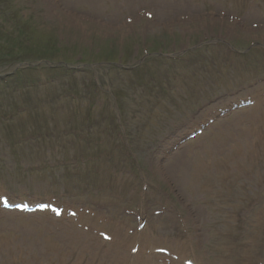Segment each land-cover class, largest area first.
Returning <instances> with one entry per match:
<instances>
[{
  "label": "rangeland",
  "instance_id": "obj_1",
  "mask_svg": "<svg viewBox=\"0 0 264 264\" xmlns=\"http://www.w3.org/2000/svg\"><path fill=\"white\" fill-rule=\"evenodd\" d=\"M16 2L0 19V264H142L134 246L152 264L153 236L157 263L181 264L182 225L197 264L233 262L239 216L264 205V0ZM26 55L78 70L9 74ZM243 230L241 264H264V233Z\"/></svg>",
  "mask_w": 264,
  "mask_h": 264
},
{
  "label": "trees",
  "instance_id": "obj_2",
  "mask_svg": "<svg viewBox=\"0 0 264 264\" xmlns=\"http://www.w3.org/2000/svg\"><path fill=\"white\" fill-rule=\"evenodd\" d=\"M8 10H12V11H14V14L15 15H13V14H11V13H9L8 12ZM11 16H16L17 18H19V16H18V14H17V12L15 11V5L13 4V1L12 0H0V19H7V20H11L9 17H11ZM22 18V17H21ZM16 34L18 35L19 34V31H17L16 32ZM10 36V38L11 39H9L7 42H11V44L14 46V48H16L17 49V47H18V49H20L21 48V44H23V42L21 41L22 39L21 38H19V37H21L20 35H18V36ZM8 38H9V36H8ZM0 41H1V39H0ZM6 43V42H5ZM17 43H19V44H17ZM0 45H2L1 43H0ZM44 51V50H43ZM23 52V51H22ZM30 55H32V57H33V55H34V57L33 58H36V49H34V50H32L31 52H30ZM28 55H26V57H24V58H22V57H20V59L18 60V59H16L15 61V63H23V62H32L31 60L33 59V58H31V57H27ZM41 57V56H40ZM35 60H37V61H43V60H45V59H43V57L42 58H37V59H35ZM65 61H68V59L67 60H65ZM14 63V64H15ZM68 63V62H67ZM59 68H62L65 72L67 71V70H65L63 67H59ZM37 71L39 72L40 70L39 69H37ZM31 83H33V82H31Z\"/></svg>",
  "mask_w": 264,
  "mask_h": 264
},
{
  "label": "snow or ice",
  "instance_id": "obj_3",
  "mask_svg": "<svg viewBox=\"0 0 264 264\" xmlns=\"http://www.w3.org/2000/svg\"><path fill=\"white\" fill-rule=\"evenodd\" d=\"M107 239V237H105Z\"/></svg>",
  "mask_w": 264,
  "mask_h": 264
}]
</instances>
